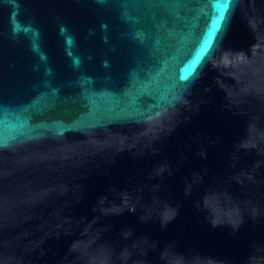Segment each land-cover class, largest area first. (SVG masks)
Segmentation results:
<instances>
[{
    "label": "water",
    "instance_id": "95a60500",
    "mask_svg": "<svg viewBox=\"0 0 264 264\" xmlns=\"http://www.w3.org/2000/svg\"><path fill=\"white\" fill-rule=\"evenodd\" d=\"M0 264H264V0H0Z\"/></svg>",
    "mask_w": 264,
    "mask_h": 264
}]
</instances>
